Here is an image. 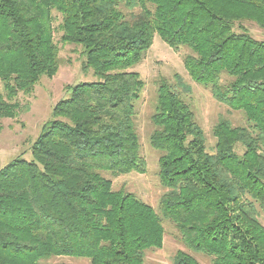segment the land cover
I'll return each instance as SVG.
<instances>
[{
  "label": "trees",
  "instance_id": "16d2710c",
  "mask_svg": "<svg viewBox=\"0 0 264 264\" xmlns=\"http://www.w3.org/2000/svg\"><path fill=\"white\" fill-rule=\"evenodd\" d=\"M53 11L61 40L81 46L82 70L95 81L67 87L30 159L0 168V264H145L146 252L162 247L164 222L211 264H264V41L243 26L264 31V0H0V131L19 110L15 96L58 69ZM155 34L171 49L189 48L190 79L248 123L220 118L210 153L188 104L159 80L149 136L165 189L159 213L112 185L146 173L134 126L143 81L131 69ZM172 264L199 263L177 251Z\"/></svg>",
  "mask_w": 264,
  "mask_h": 264
},
{
  "label": "rangeland",
  "instance_id": "374dc122",
  "mask_svg": "<svg viewBox=\"0 0 264 264\" xmlns=\"http://www.w3.org/2000/svg\"><path fill=\"white\" fill-rule=\"evenodd\" d=\"M52 14L53 41L58 49V69L51 77H40L30 93L19 92L12 100L17 103L19 110L13 118L1 119L0 168L18 156L30 159L29 150L32 143L39 135L43 123L50 119L53 106L68 95L67 87L80 82L95 81L92 71L82 70L83 49L79 45L61 40V17L55 11ZM243 26L253 38L264 41V31L256 24L245 22ZM235 30L238 31L237 28ZM190 54L192 51L185 46L171 49L155 34L152 45L144 53L141 62L131 69L137 72L143 81L140 98L134 104V126L139 137V152L146 162V173L118 176L112 179V185L114 190L124 189L133 193L156 212L159 198L165 189L160 185L157 175L160 153L150 147L149 136L153 130L150 116L154 111L157 84L161 78L167 80L190 107L195 123L203 131L208 152L214 150L215 138L212 128L220 118L227 119L232 126L245 127L248 124L241 111H229L226 105L218 103L212 97L206 87L190 79L183 61ZM0 92H3L1 82ZM258 220L264 226V213L261 211L258 213ZM163 228L162 247L147 251L145 264H172V258L177 251L192 255L199 264H211L206 255L193 253L186 248L171 222H164ZM41 263L90 264L87 259L73 257L49 258Z\"/></svg>",
  "mask_w": 264,
  "mask_h": 264
}]
</instances>
